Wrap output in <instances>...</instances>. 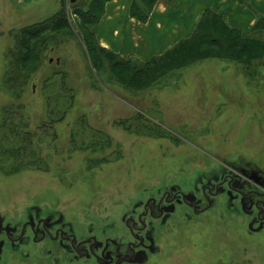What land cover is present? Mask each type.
Here are the masks:
<instances>
[{
	"label": "rangeland",
	"instance_id": "374dc122",
	"mask_svg": "<svg viewBox=\"0 0 264 264\" xmlns=\"http://www.w3.org/2000/svg\"><path fill=\"white\" fill-rule=\"evenodd\" d=\"M61 5L60 0H0V129L4 128V137L15 146L19 144L16 127L31 133L32 144L25 142L26 156L34 162L28 166L22 164L21 157L0 158L3 210L17 213L44 201L66 214H78L84 206L86 210L104 206L91 214L115 215L131 206L138 192L149 189L161 177L174 182L190 170L211 165L218 171L228 160H250L264 170V55L252 61L255 54L249 49L242 55L243 62L214 57L228 61L225 64L230 65V73L218 76L223 71L218 66L204 70L201 75L210 79L185 80L178 88V97L164 93L170 80L161 77L195 65L196 60L179 68L170 58L155 63L148 68L153 73H142L158 76L149 87L138 90L137 86L120 83L109 69L99 77L100 67L95 68L91 61L78 19L67 7L68 19L74 23L73 33L62 30L64 36L43 52L42 62L28 84L23 75L9 79L16 73L9 67L8 55L15 32L51 17ZM199 50L198 55L209 56L199 59L203 60L216 55L219 48L208 45ZM229 51L242 54L237 46ZM179 54L194 58L186 50ZM172 56L178 60V52ZM56 69H61L67 85L74 87L68 95L74 94L75 102L64 120L46 130L43 127L50 125V115L55 117L70 105L68 96L64 97L66 90L42 83V78ZM229 83L231 86H227ZM19 104L23 105L21 110ZM10 105H14L17 116L14 127L2 124ZM7 113V117L13 115ZM27 160L24 163L28 164ZM104 194L113 196L104 199ZM225 213L222 209L214 213L212 230L222 237L227 224L235 226L223 221ZM242 221L246 222L245 218ZM195 228L189 227L195 232L179 241L178 230L167 238L166 258L161 264H231L226 249L215 242L211 246L209 240L204 245V259L197 241L206 240L211 233ZM253 237L246 258L253 264H264V240L256 234Z\"/></svg>",
	"mask_w": 264,
	"mask_h": 264
},
{
	"label": "flooded vegetation",
	"instance_id": "af4514ba",
	"mask_svg": "<svg viewBox=\"0 0 264 264\" xmlns=\"http://www.w3.org/2000/svg\"><path fill=\"white\" fill-rule=\"evenodd\" d=\"M227 163L218 171L213 165L190 170L174 182L161 177L121 214H91L104 206L66 214L44 201L17 213L0 206V264H161L167 238L178 230L179 241L195 232L191 226L211 233L197 241L204 259L209 240L226 249L231 264H253L248 246L254 234L264 240V170L250 160ZM221 209L223 221L235 224H227L223 237L212 230Z\"/></svg>",
	"mask_w": 264,
	"mask_h": 264
},
{
	"label": "trees",
	"instance_id": "16d2710c",
	"mask_svg": "<svg viewBox=\"0 0 264 264\" xmlns=\"http://www.w3.org/2000/svg\"><path fill=\"white\" fill-rule=\"evenodd\" d=\"M60 1L63 6L61 5V8L56 12V14L42 21H37L23 26L15 32V43L14 46L10 48L8 55H10L9 67L16 73L14 76L11 75L9 79H17L23 75V81L28 84L34 75L37 66L42 62L44 56L43 52L48 49V46L51 43L58 41L64 36L61 34L62 30L69 29V32L73 33L72 27L74 23L72 24V22L68 19V13L66 11L67 7L72 9L73 14L76 15L78 19V26L81 30L82 40H84L85 47L91 57V61L93 62L95 68L100 67V72L97 73L99 77L100 75L105 74L109 69L117 77L116 78L114 76L120 83L129 87H132L130 85L137 86L136 89L138 90L149 87L156 79L155 76H158V74L142 73L144 71L153 73V71L148 70V68L153 66L155 63L162 64L165 59L170 58L171 62H175L179 68L189 62L209 57L208 55H198L200 47L216 45L219 50L216 52V55L210 57L232 58L238 60L239 62H243L241 58L247 49L251 50L255 54V58L252 61L264 55V41L261 42L243 38L240 31L236 28L230 27L220 14L212 9H206L192 36L181 40L177 45L170 48L161 56L155 57L147 62H137L133 59L123 58L112 50L103 47L95 34L93 27L100 22L105 14L106 4L112 0H75L74 2L72 0ZM157 1L158 0H132L129 7V13L132 17H135L142 22H146L149 19ZM256 27L264 29V15L259 16ZM232 46H237L242 54L237 56L236 54L229 53V48ZM183 50L192 52L194 58H190V56L182 57L179 54V51ZM177 52L178 60L172 56ZM165 69L167 70V68ZM162 76H164V74ZM59 77H61L60 82L57 80ZM42 83L44 86L47 85V87L52 84L56 87H54L55 89L61 87L63 90H66L64 91L66 94L64 97L68 96V103L70 104L57 116L52 117L50 115V125H45L43 127L47 130L49 126L51 128V124L62 121L67 117L68 111L75 102V96L74 94L68 95V92L72 91L74 87L67 85L61 69L53 70L50 74L44 76L42 78ZM49 103L52 104L50 101ZM18 108L21 110L23 105L19 104ZM7 112H12L13 115L11 117H7ZM51 113L53 114L54 110L50 112V114ZM4 114L6 116H3V120L5 121L2 124L10 127L16 126L17 123H15V125L13 123L14 117H17L15 116L14 105L8 106L5 109ZM22 126L24 127V124ZM16 129L19 140V144L16 146L15 143L11 142L8 137H4V128L0 129V155H2L0 158L21 157L22 164L29 166L34 162L27 160V147L25 146V142L28 141L32 144L33 136L30 132V135H28V133H26L28 131L22 132L24 128L19 129L16 127ZM20 150L22 152H20ZM26 160L28 164L24 163ZM0 162L2 161L0 160ZM20 167L21 166L19 165L18 169H20Z\"/></svg>",
	"mask_w": 264,
	"mask_h": 264
},
{
	"label": "crops",
	"instance_id": "0c3cea01",
	"mask_svg": "<svg viewBox=\"0 0 264 264\" xmlns=\"http://www.w3.org/2000/svg\"><path fill=\"white\" fill-rule=\"evenodd\" d=\"M131 2H108L103 18L93 29L103 47L137 62H147L161 56L181 40L192 36L206 9L220 14L229 26L238 29L245 38L264 39V29L256 27L259 16L264 15V0H158L146 22L130 15ZM209 61L211 64H208ZM197 62L174 74H164L161 79L168 77L170 80L164 87V93L178 97V88L185 80L192 77L209 80L201 73L210 68L216 69V66L223 70L218 76L230 73V65L225 64L228 61L223 58L211 57ZM173 80L175 82L171 86ZM219 83L223 84V81Z\"/></svg>",
	"mask_w": 264,
	"mask_h": 264
},
{
	"label": "water",
	"instance_id": "95a60500",
	"mask_svg": "<svg viewBox=\"0 0 264 264\" xmlns=\"http://www.w3.org/2000/svg\"><path fill=\"white\" fill-rule=\"evenodd\" d=\"M73 2L75 1V0H72Z\"/></svg>",
	"mask_w": 264,
	"mask_h": 264
}]
</instances>
